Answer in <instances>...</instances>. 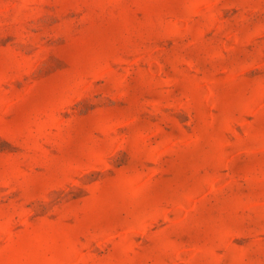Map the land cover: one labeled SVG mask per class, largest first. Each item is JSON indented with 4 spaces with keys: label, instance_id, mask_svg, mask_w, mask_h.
Wrapping results in <instances>:
<instances>
[{
    "label": "rangeland",
    "instance_id": "374dc122",
    "mask_svg": "<svg viewBox=\"0 0 264 264\" xmlns=\"http://www.w3.org/2000/svg\"><path fill=\"white\" fill-rule=\"evenodd\" d=\"M0 264H264V0H0Z\"/></svg>",
    "mask_w": 264,
    "mask_h": 264
}]
</instances>
